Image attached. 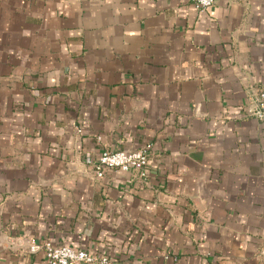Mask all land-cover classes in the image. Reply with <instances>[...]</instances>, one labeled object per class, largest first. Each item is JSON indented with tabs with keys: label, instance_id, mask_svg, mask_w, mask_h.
Returning <instances> with one entry per match:
<instances>
[{
	"label": "crops",
	"instance_id": "1",
	"mask_svg": "<svg viewBox=\"0 0 264 264\" xmlns=\"http://www.w3.org/2000/svg\"><path fill=\"white\" fill-rule=\"evenodd\" d=\"M259 89L264 0H0V264H264Z\"/></svg>",
	"mask_w": 264,
	"mask_h": 264
},
{
	"label": "built area",
	"instance_id": "2",
	"mask_svg": "<svg viewBox=\"0 0 264 264\" xmlns=\"http://www.w3.org/2000/svg\"><path fill=\"white\" fill-rule=\"evenodd\" d=\"M199 10L210 7L215 0H187ZM248 113L259 120H264V89H259L254 94L253 106L248 108ZM151 143L125 152L123 150L103 149L96 157H86L84 163L90 167L96 177H102L105 168L117 169L124 172H134L137 176L146 177V167ZM27 251L36 253L42 251L49 264H80L98 263L111 264V259L105 255H93L87 251L73 246L52 245L49 242H30ZM260 255H264V244L260 248Z\"/></svg>",
	"mask_w": 264,
	"mask_h": 264
}]
</instances>
